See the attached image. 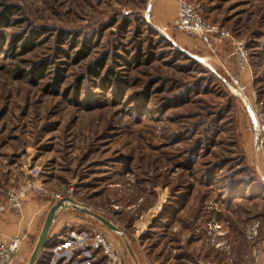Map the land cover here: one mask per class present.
Here are the masks:
<instances>
[{"label":"rangeland","instance_id":"374dc122","mask_svg":"<svg viewBox=\"0 0 264 264\" xmlns=\"http://www.w3.org/2000/svg\"><path fill=\"white\" fill-rule=\"evenodd\" d=\"M188 1L244 42L245 71L228 41L174 27L176 0H0V206L9 186L42 188L0 214L26 236L14 264L70 188L123 237L71 207L57 231L100 227L125 264H239L263 250L264 162L229 87L264 112V0ZM27 204L42 209L36 224Z\"/></svg>","mask_w":264,"mask_h":264},{"label":"built area","instance_id":"2783aa9c","mask_svg":"<svg viewBox=\"0 0 264 264\" xmlns=\"http://www.w3.org/2000/svg\"><path fill=\"white\" fill-rule=\"evenodd\" d=\"M178 10L174 18V27L189 37H216L229 42L234 50L237 63L241 71H245L248 63V50L242 40L236 39L219 25H211L202 18L200 7L191 4L188 0H176ZM230 85V92L242 99L249 111L250 124L254 134V142L257 152L261 155L264 162V112L251 106V102L246 98L245 87L233 80ZM36 174L38 172H35ZM41 191L42 188L36 183H23L19 187L9 186L5 190L6 200L0 206V214L7 211L20 215L22 206L29 191ZM72 194V188L66 194L56 193L55 202H64ZM65 203V202H64ZM67 204V202L65 203ZM212 227V226H210ZM213 228L219 230V226L213 222ZM254 234V233H253ZM65 238L60 245L62 253L57 254L53 251L52 259L49 264H125L123 254L114 241L106 237L105 232L100 227L89 225L82 231L76 232L71 226L67 227ZM25 234L15 235L6 244L0 245V264H14L18 253L25 243ZM263 250L255 251L252 261L239 264H260L259 257ZM205 264H215L206 262Z\"/></svg>","mask_w":264,"mask_h":264},{"label":"crops","instance_id":"0c3cea01","mask_svg":"<svg viewBox=\"0 0 264 264\" xmlns=\"http://www.w3.org/2000/svg\"><path fill=\"white\" fill-rule=\"evenodd\" d=\"M256 200H258V199H256ZM264 200V199H263ZM35 205V204H34ZM34 205H31V204H27V212H26V214H28V218H30V221H34L35 222V224H36V220H37V218H38V215L40 214V212H41V207H39V209L38 208H36L37 207V205L36 206H34ZM36 209H35V208ZM60 212H62V211H60ZM59 212V213H60ZM59 213L56 215V217L53 219V221L51 222V228H50V230H49V233H48V236H47V246L44 248V249H46L47 247H48V251H50V254H48L47 253V255H45V254H42L43 252H44V249L41 251V253L39 254L40 256L38 257V259H37V261H36V263L35 264H37V262H42V261H44V263L43 264H49V262H50V260L52 259V255H53V251H56L57 252V254H61L62 253V251H63V248H61V244L63 243V239L65 238L64 236H65V232H63V231H61V229H60V231H57V228L55 227V225L58 223V219H57V216L59 215ZM45 219V218H44ZM32 222H30V224H31ZM14 226L15 225H13V223H10V224H8V223H2V222H0V245L1 244H6L8 241H10V239L12 238L11 236L13 235V231H14ZM30 226V225H29ZM43 226V225H42ZM84 227H82V228H79V229H76L75 231L76 232H80V231H82V229H83ZM41 230V229H40ZM27 233H28V235H29V237H33L34 236V233H35V228L34 227H30L29 228V231H27ZM39 233H40V231H39ZM39 233L37 234V236H36V241H35V244H36V242H37V237H38V235H39ZM105 235H106V237L107 238H109L111 241H114L115 242V239L113 238H110V237H108V235L105 233ZM54 240H57V242L55 243V245H52V246H50V248H49V244L52 242V241H54ZM116 243V242H115ZM35 244H33V243H29L28 245H27V247H26V249H25V251H24V253H23V255L25 256L27 253L30 255V253H31V251H32V249L34 248L33 247V245H35ZM117 246H118V244H116ZM126 246V245H125ZM33 247V248H32ZM118 248H119V246H118ZM120 249V248H119ZM158 248H155L154 249V251H156ZM120 252H122V250L120 249ZM44 255V256H43ZM31 256V255H30ZM44 257H45V259H44ZM161 258V257H160ZM156 264H167L166 262H162V260L160 259V260H158L157 262H156Z\"/></svg>","mask_w":264,"mask_h":264},{"label":"water","instance_id":"95a60500","mask_svg":"<svg viewBox=\"0 0 264 264\" xmlns=\"http://www.w3.org/2000/svg\"><path fill=\"white\" fill-rule=\"evenodd\" d=\"M67 202V204L65 203ZM64 202H56L51 206V209L48 211L44 221H43V226L40 230V233L37 237V242L31 252V256L28 260L27 264H35L38 257L40 256L39 254L41 253V251L47 246V236L49 233V230L51 228V222L53 221V219L56 217V215L66 209V207H71L73 209H75L76 211L80 212V213H84L90 217H92L93 219H95L97 222H100L109 232L111 233H116L119 236L123 237V233L119 230V228H117V226H115L114 224H112L111 222H109L108 220H106L104 217H102L101 215H99L98 213L96 214L95 212L91 211L88 207L85 206H81L78 205L76 203H74L70 198H66ZM127 251L130 253V255L132 256V258L135 261V256L134 253L132 252L130 246L128 245V243H125Z\"/></svg>","mask_w":264,"mask_h":264},{"label":"trees","instance_id":"16d2710c","mask_svg":"<svg viewBox=\"0 0 264 264\" xmlns=\"http://www.w3.org/2000/svg\"><path fill=\"white\" fill-rule=\"evenodd\" d=\"M2 43H3V42L1 41V42H0V47H1ZM32 45H33V43H32ZM25 47H26V46H25ZM30 47H31V46H30ZM27 48H28V47H27Z\"/></svg>","mask_w":264,"mask_h":264}]
</instances>
